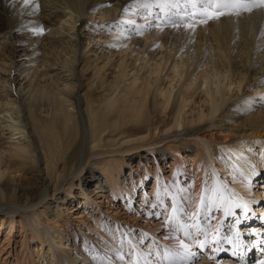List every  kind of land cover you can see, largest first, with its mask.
Instances as JSON below:
<instances>
[{
  "label": "bare ground",
  "instance_id": "1",
  "mask_svg": "<svg viewBox=\"0 0 264 264\" xmlns=\"http://www.w3.org/2000/svg\"><path fill=\"white\" fill-rule=\"evenodd\" d=\"M131 5L0 0V264H169L165 246L192 243L165 223L172 193L192 224L214 187L248 218L226 203L198 217L209 243L186 264L264 260L251 258L264 253V11L186 32ZM121 19L153 26L121 32Z\"/></svg>",
  "mask_w": 264,
  "mask_h": 264
},
{
  "label": "snow or ice",
  "instance_id": "2",
  "mask_svg": "<svg viewBox=\"0 0 264 264\" xmlns=\"http://www.w3.org/2000/svg\"><path fill=\"white\" fill-rule=\"evenodd\" d=\"M32 3L33 0H22V7L26 8ZM130 7L133 11H136L137 9L147 11L149 15L152 14L153 7H157L159 9V14L156 16V19L159 21V23L155 24L157 29L163 30L161 29V23H163L172 27L173 29H183L186 32H194L198 25H206L210 21H219L224 17H240L242 14L252 13L254 10L264 11V0H133V5ZM32 10L38 11L39 5L36 4ZM123 11L124 13H128L129 7H125ZM124 25H127L128 28L136 34H139L140 30L144 29L145 27L153 26L152 24L139 25L136 24L135 20L131 19H121L115 24V26L119 28L121 32L124 31ZM106 26L110 27L111 25H98L100 28H104ZM32 31L36 34H42L43 32L42 29L37 30L35 28H33ZM261 35L264 36V31H262ZM259 83H264V80L260 81ZM259 99L264 101V94H261ZM253 102L254 101L252 99H249L244 103L247 104L249 108H251ZM206 191V189L202 190L200 196V205L203 206V211L200 207H198L197 210L191 214L190 218L194 221L192 224L182 223L177 217V213H182L184 216H189L184 207L180 204V200H188L190 198L187 195L180 197L177 193H172V214L165 223L168 225L173 224L174 222L172 231H182L183 236L192 243H185L183 239H180L178 241V245L174 249H168L167 246H165L164 259L167 260L169 264H186L187 261L193 260L197 256L196 252L192 250V244H197L200 249H203L205 245L209 243V233L206 228H203L200 225L198 217L206 218L208 212L213 208H220L226 203L227 206L224 207V214L226 216H235L232 208L238 207L243 209L242 218H248V208L246 204L237 203L232 199L225 197L219 187H214L212 189L213 195L207 198L205 196ZM177 192L186 193V189L179 188ZM156 195L157 200L160 203H163V201L160 199V193L157 192ZM153 207H155V205H153ZM154 214L160 215V213ZM235 223L239 224L240 218H237ZM190 229H193L194 231H190ZM116 231L121 233L120 243L122 246L126 241L130 248L135 247L133 242L127 239L126 233H123L119 228ZM215 231L216 235H213L212 238L218 244L219 226ZM113 235H115V233ZM200 235H203L205 238L203 240L198 239ZM146 236V233L143 234L137 243L143 244L144 238ZM234 236L235 239H233V237H225V239L228 243L233 245L234 249H239L243 244V241L239 239L240 232L235 230ZM165 239H168V237H165ZM256 243L264 244V240H258ZM220 250L221 249L219 247L214 249V251ZM236 254V251H234L233 255ZM139 255L141 258H143L144 264H154V262L149 260L145 254L140 253ZM147 255L150 256L151 253H148ZM157 256H159V252H157ZM213 258L214 257H209V259ZM117 259L120 261L124 260V255H120L119 251L117 253ZM240 260L241 264H243L242 255ZM260 264H264V260H261Z\"/></svg>",
  "mask_w": 264,
  "mask_h": 264
},
{
  "label": "rangeland",
  "instance_id": "3",
  "mask_svg": "<svg viewBox=\"0 0 264 264\" xmlns=\"http://www.w3.org/2000/svg\"><path fill=\"white\" fill-rule=\"evenodd\" d=\"M91 22H93V23H97L98 25H100V23L98 22V20L95 18V19H93L92 18V21ZM2 26H0V28H1ZM99 28V27H98ZM97 28V30H96V32L94 33V35L96 34V36H98V35H100V36H104L105 35V32L106 31H104L103 29H101V28H99L98 29ZM101 29V30H100ZM103 30V31H102ZM86 31H90V30H86ZM98 43V42H97ZM95 46V45H94ZM147 185H149L148 183H147ZM259 187V186H258ZM257 186H255L253 189H257L258 188ZM258 189H260V190H264V188L263 187H260V188H258ZM146 190H148L149 191V188H147L146 187ZM260 215H263V214H261L260 213ZM3 237V236H2Z\"/></svg>",
  "mask_w": 264,
  "mask_h": 264
}]
</instances>
